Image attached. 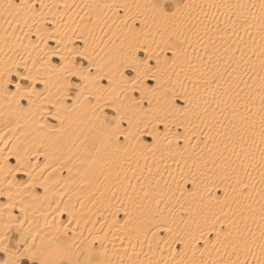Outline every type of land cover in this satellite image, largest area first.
Instances as JSON below:
<instances>
[{
	"label": "snow or ice",
	"instance_id": "snow-or-ice-1",
	"mask_svg": "<svg viewBox=\"0 0 264 264\" xmlns=\"http://www.w3.org/2000/svg\"><path fill=\"white\" fill-rule=\"evenodd\" d=\"M0 100V264H264V0H0Z\"/></svg>",
	"mask_w": 264,
	"mask_h": 264
},
{
	"label": "bare ground",
	"instance_id": "bare-ground-1",
	"mask_svg": "<svg viewBox=\"0 0 264 264\" xmlns=\"http://www.w3.org/2000/svg\"><path fill=\"white\" fill-rule=\"evenodd\" d=\"M69 2H71V0H69ZM77 2H79V0H77ZM13 90H14V86H13ZM4 124H5V120H4L3 101L0 100V136L7 137L11 135V128L13 127V125H9L8 128H5ZM0 147H4V145L0 144ZM14 162H15V157H11L10 163H14Z\"/></svg>",
	"mask_w": 264,
	"mask_h": 264
}]
</instances>
